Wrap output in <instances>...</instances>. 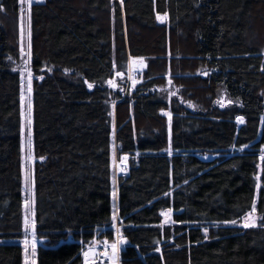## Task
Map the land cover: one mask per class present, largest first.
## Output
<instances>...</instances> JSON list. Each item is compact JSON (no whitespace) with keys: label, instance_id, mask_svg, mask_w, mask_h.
I'll use <instances>...</instances> for the list:
<instances>
[{"label":"trees","instance_id":"1","mask_svg":"<svg viewBox=\"0 0 264 264\" xmlns=\"http://www.w3.org/2000/svg\"><path fill=\"white\" fill-rule=\"evenodd\" d=\"M0 8V264H23L19 7ZM29 21L36 264L116 234L118 264H264V0H43ZM130 58L143 80L112 94ZM253 199L260 227H222Z\"/></svg>","mask_w":264,"mask_h":264},{"label":"rangeland","instance_id":"2","mask_svg":"<svg viewBox=\"0 0 264 264\" xmlns=\"http://www.w3.org/2000/svg\"><path fill=\"white\" fill-rule=\"evenodd\" d=\"M3 0H0V5ZM121 2V0H117ZM43 0H32V3L29 4L28 0H25L24 3H21V0H17L18 3V55L17 58L8 59V65L11 70L15 71L19 75L20 79V170H21V182H22V198H23V224H22V238L18 241L23 250V264H36L35 254L36 247L40 244V240L35 237L34 233V219H33V205H34V194H33V167L35 160L32 156V145H31V137L29 139V130L31 131V81L33 79L32 72L30 70V49H29V41H30V24H29V12L30 7L33 4L42 3ZM1 9V8H0ZM2 10H0V15H2ZM158 22H162L161 19H158ZM148 35H153L152 33H148ZM150 37V36H149ZM23 49V54H22ZM143 63L144 60L130 58L127 63V67L125 72L121 73V75L115 76L112 80V85L107 83V87L111 90L112 94L117 92V87L123 86L125 89L129 88L131 91L134 86L140 83H133L131 78L132 72L134 69L139 68L143 73ZM31 74V75H29ZM30 89V90H29ZM126 93V90H124ZM23 96V99H22ZM173 95L168 92V99L172 98ZM177 99L178 97H173ZM216 106L218 105L220 108L224 107L227 104V100L225 96L218 97L215 101ZM184 106L188 107L189 105L183 103ZM114 103L110 105V109L113 112ZM191 108V107H188ZM196 109L197 107H192V109ZM110 110V114L112 115ZM169 120L168 113H162ZM23 125V132H22ZM113 135L111 137V141L113 143ZM264 149V148H262ZM244 149H231L228 154H218V155H197L200 160L203 161H213L222 156H230L233 154L241 153ZM112 156H111V170H112V205L115 206V178L119 174L126 173L127 167V158L125 160H121V158L116 153V147L112 144L111 148ZM264 155V153H260V156ZM115 162V163H114ZM259 172V169H258ZM257 184L259 183V179L257 178ZM259 188L256 187V191ZM254 218L257 226L254 228L260 227L263 223H261V218L256 214H254ZM27 221V227H26ZM116 221V219H115ZM114 221V222H115ZM243 218L237 222L236 224H225L222 227H234L241 229H252V228H244L242 227ZM115 224V223H114ZM207 230V228L203 229V231ZM27 241V245L25 244ZM116 243V242H115ZM33 244L35 247L33 248ZM124 246V243H119L118 248ZM119 250V249H118ZM33 252L35 253L33 255ZM118 255L119 251L116 250L115 255H113V260L115 264H118Z\"/></svg>","mask_w":264,"mask_h":264},{"label":"snow or ice","instance_id":"3","mask_svg":"<svg viewBox=\"0 0 264 264\" xmlns=\"http://www.w3.org/2000/svg\"><path fill=\"white\" fill-rule=\"evenodd\" d=\"M25 2V0H21V3H24ZM28 3L29 4H31L32 3V0H28ZM0 10H2V9H0ZM167 14H165V16H166ZM158 19H163L162 17H160V16H158L157 17ZM22 54H23V49H22ZM29 75H31V74H29ZM117 75H121V73H119V72H117ZM133 83H135V81H133ZM109 84L110 85H112V86H114L113 84H112V81H109ZM89 87H91V85H89ZM30 90V89H29ZM22 99H23V96H22ZM237 119L238 120H242V118H240V117H237ZM22 132H23V125H22ZM28 135H29V139H30V137H31V131L29 130V133H28ZM261 151H262V153H264V149H261ZM126 159V157H122L121 158V160L123 161V160H125ZM261 160H264V155H262L261 156ZM115 163V162H114ZM257 188H260V184L258 183L257 184ZM114 195H115V193H114ZM255 205H256V200L255 199H253V202H252V210L250 211V212H248L244 217H243V223H242V227H244V228H254V227H256L257 226V224H256V221H255V218H254V214H255V211H256V207H255ZM161 215H164V216H167L168 215V213H161ZM115 219H116V217H115V215L113 216V221H115ZM224 223H231V224H236L237 223V221L236 220H232V221H225ZM115 225H113V227H114ZM26 227H27V221H26ZM205 232H207V230H205ZM27 241H25V244L27 245ZM35 247V245L33 244V248ZM105 247L107 248V247H111V249H112V253H113V255H115V252H116V250H117V244L116 243H113V244H111V245H108L107 244V242H105ZM91 251V250H90ZM35 253L33 252V255H34ZM83 255H84V257H85V264H87V259H88V256H89V252H85V253H83ZM105 255H107V253H105Z\"/></svg>","mask_w":264,"mask_h":264},{"label":"built area","instance_id":"4","mask_svg":"<svg viewBox=\"0 0 264 264\" xmlns=\"http://www.w3.org/2000/svg\"><path fill=\"white\" fill-rule=\"evenodd\" d=\"M131 78L133 81H135V83H140L143 80L142 71L139 68L134 69ZM120 241H121V237L117 234L116 235L117 250L119 249L118 245ZM105 253H107V255H105ZM84 263H85V258H84ZM87 264H115L113 260V253L111 247L106 248L105 243L102 244L100 243L97 246H95L91 251H89Z\"/></svg>","mask_w":264,"mask_h":264}]
</instances>
